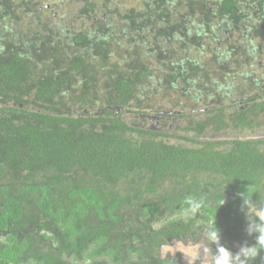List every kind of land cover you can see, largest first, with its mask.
Returning a JSON list of instances; mask_svg holds the SVG:
<instances>
[{"label": "trees", "instance_id": "16d2710c", "mask_svg": "<svg viewBox=\"0 0 264 264\" xmlns=\"http://www.w3.org/2000/svg\"><path fill=\"white\" fill-rule=\"evenodd\" d=\"M248 204L264 0H0V264H202L173 239L213 264L215 226L234 255L256 245Z\"/></svg>", "mask_w": 264, "mask_h": 264}, {"label": "clouds", "instance_id": "9594fccd", "mask_svg": "<svg viewBox=\"0 0 264 264\" xmlns=\"http://www.w3.org/2000/svg\"><path fill=\"white\" fill-rule=\"evenodd\" d=\"M166 107L172 109L170 106ZM224 203V200L219 202V206L223 205ZM203 204L204 201L202 199L190 200V213L195 215L201 209ZM249 207L250 206L248 204V212L252 222L247 230L250 235L252 233H258V236L256 237V245L251 247L245 245L240 249L239 253L234 255L227 247L220 244V231L215 226V228L212 229L208 235V239L211 241V243L217 244L213 254V264H235V261L240 259H243L244 264H248L251 259L255 258L259 252L264 249V205L253 208L251 211L249 210ZM255 217H259L258 222L255 220Z\"/></svg>", "mask_w": 264, "mask_h": 264}, {"label": "rangeland", "instance_id": "374dc122", "mask_svg": "<svg viewBox=\"0 0 264 264\" xmlns=\"http://www.w3.org/2000/svg\"><path fill=\"white\" fill-rule=\"evenodd\" d=\"M233 68V67H232ZM229 72V70L227 69ZM229 74H232L229 72ZM160 98V103L158 106H170L172 107L171 103L168 100H162ZM208 236V235H205ZM163 253H170L175 258H179L182 261L192 260L201 258V254L203 255V262L202 264H210V254L208 251L201 245L191 240L183 242L177 239H173L168 246L163 248ZM236 264V263H235Z\"/></svg>", "mask_w": 264, "mask_h": 264}, {"label": "bare ground", "instance_id": "6f19581e", "mask_svg": "<svg viewBox=\"0 0 264 264\" xmlns=\"http://www.w3.org/2000/svg\"><path fill=\"white\" fill-rule=\"evenodd\" d=\"M225 14V13H224ZM227 20V19H226ZM213 21V20H212ZM196 30V29H195ZM224 34V33H223ZM247 41V40H246ZM192 48V47H191ZM183 50V49H182ZM186 66V65H185ZM202 79V78H201ZM120 97V96H119ZM128 99V98H127ZM132 111V110H131ZM140 112V111H139ZM249 115V114H248ZM254 119V118H253ZM194 120V119H193ZM128 126V125H127ZM130 128V127H129ZM182 129V128H181ZM189 129V128H188ZM147 130V129H146ZM173 194V193H172ZM184 194V193H183ZM263 199V198H262ZM180 200V199H179ZM187 201V200H186ZM174 205V204H173ZM169 206V205H168ZM185 208V207H184ZM243 212V211H242ZM181 213V212H180ZM242 215V214H241ZM243 216V215H242ZM188 218V217H187ZM179 232V231H178ZM180 234V233H179ZM248 234V233H246ZM181 235V234H180ZM162 236V235H161ZM146 242V241H145ZM206 243V242H205ZM152 244V243H151ZM136 246V245H135ZM151 248V247H150ZM128 249V248H127ZM157 249V248H155ZM141 257V256H140ZM153 257V256H152ZM166 264V263H165Z\"/></svg>", "mask_w": 264, "mask_h": 264}, {"label": "flooded vegetation", "instance_id": "af4514ba", "mask_svg": "<svg viewBox=\"0 0 264 264\" xmlns=\"http://www.w3.org/2000/svg\"><path fill=\"white\" fill-rule=\"evenodd\" d=\"M6 238V233L5 234H0V242L3 241ZM1 259V256H0Z\"/></svg>", "mask_w": 264, "mask_h": 264}]
</instances>
